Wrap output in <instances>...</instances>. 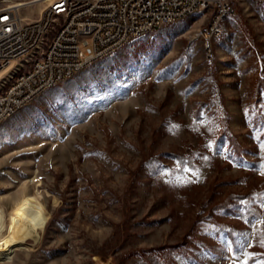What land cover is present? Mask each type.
Returning <instances> with one entry per match:
<instances>
[{
  "label": "rangeland",
  "instance_id": "374dc122",
  "mask_svg": "<svg viewBox=\"0 0 264 264\" xmlns=\"http://www.w3.org/2000/svg\"><path fill=\"white\" fill-rule=\"evenodd\" d=\"M234 8L219 35L212 10L164 25L0 124V212L33 233L0 264H264V1Z\"/></svg>",
  "mask_w": 264,
  "mask_h": 264
},
{
  "label": "built area",
  "instance_id": "2783aa9c",
  "mask_svg": "<svg viewBox=\"0 0 264 264\" xmlns=\"http://www.w3.org/2000/svg\"><path fill=\"white\" fill-rule=\"evenodd\" d=\"M264 1V0H258ZM236 0H0V124L46 90L160 27L212 10L207 34L236 16ZM39 5L36 16L26 14ZM92 47V52L84 49Z\"/></svg>",
  "mask_w": 264,
  "mask_h": 264
},
{
  "label": "bare ground",
  "instance_id": "6f19581e",
  "mask_svg": "<svg viewBox=\"0 0 264 264\" xmlns=\"http://www.w3.org/2000/svg\"><path fill=\"white\" fill-rule=\"evenodd\" d=\"M11 67H13L12 64L0 71V73H5ZM18 217L15 216L14 219L9 220L8 218H4L2 212H0V263L13 261L12 253L14 247H31L32 245L28 241H33V233L28 225L18 219Z\"/></svg>",
  "mask_w": 264,
  "mask_h": 264
},
{
  "label": "crops",
  "instance_id": "0c3cea01",
  "mask_svg": "<svg viewBox=\"0 0 264 264\" xmlns=\"http://www.w3.org/2000/svg\"><path fill=\"white\" fill-rule=\"evenodd\" d=\"M13 67H11L10 69H8L5 73H6V77L11 73V71L13 70L14 67H16L17 62L12 63Z\"/></svg>",
  "mask_w": 264,
  "mask_h": 264
},
{
  "label": "snow or ice",
  "instance_id": "6c2138e0",
  "mask_svg": "<svg viewBox=\"0 0 264 264\" xmlns=\"http://www.w3.org/2000/svg\"><path fill=\"white\" fill-rule=\"evenodd\" d=\"M262 246H264V240L261 241Z\"/></svg>",
  "mask_w": 264,
  "mask_h": 264
}]
</instances>
